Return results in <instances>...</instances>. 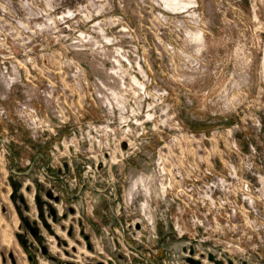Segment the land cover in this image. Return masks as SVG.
Listing matches in <instances>:
<instances>
[{
  "label": "rangeland",
  "instance_id": "obj_1",
  "mask_svg": "<svg viewBox=\"0 0 264 264\" xmlns=\"http://www.w3.org/2000/svg\"><path fill=\"white\" fill-rule=\"evenodd\" d=\"M11 183L63 264H264V0H0V264H29Z\"/></svg>",
  "mask_w": 264,
  "mask_h": 264
},
{
  "label": "water",
  "instance_id": "obj_2",
  "mask_svg": "<svg viewBox=\"0 0 264 264\" xmlns=\"http://www.w3.org/2000/svg\"><path fill=\"white\" fill-rule=\"evenodd\" d=\"M66 167V166H65ZM11 187V193L9 194V201L11 202L16 216L21 224V226L23 227L24 233L22 235H16V239L21 247V249L23 250L26 260L29 264H37L36 263V257L34 252H32L30 250L34 249L36 250V248H34L32 246V244L29 243L28 241V237L36 244L39 254L42 257H45L48 261L53 262L55 264H63L62 262H60L59 260L50 257L47 253V248L44 244L43 241V237L40 234L38 225L36 223V221H30L24 214L25 212L28 211V207L23 199V195L20 193V189L21 186L19 184H15V183H11L10 184ZM28 189L25 188V191H27ZM40 204H38L39 207ZM54 217V215H53ZM37 219L39 220V222L41 223L42 227L45 228L46 230H48V225L46 224L44 218H43V214L42 211L40 210V208L37 209ZM87 239V238H85ZM7 258L9 260L10 264H15L14 259L12 257L11 253L7 254ZM209 259L212 260L211 255H209ZM192 262V261H190ZM97 264H102V263H97Z\"/></svg>",
  "mask_w": 264,
  "mask_h": 264
},
{
  "label": "crops",
  "instance_id": "obj_3",
  "mask_svg": "<svg viewBox=\"0 0 264 264\" xmlns=\"http://www.w3.org/2000/svg\"><path fill=\"white\" fill-rule=\"evenodd\" d=\"M1 222H2L3 226L0 229V231H1L0 246H7L11 241V230L4 223V221H1ZM1 264H4L2 258H1Z\"/></svg>",
  "mask_w": 264,
  "mask_h": 264
},
{
  "label": "flooded vegetation",
  "instance_id": "obj_4",
  "mask_svg": "<svg viewBox=\"0 0 264 264\" xmlns=\"http://www.w3.org/2000/svg\"><path fill=\"white\" fill-rule=\"evenodd\" d=\"M48 214L50 217H52V219L54 218L53 215L55 216V212L53 210H48ZM69 234H71V231L69 232ZM36 256V255H35ZM15 262V261H14ZM3 263H5V261L3 260Z\"/></svg>",
  "mask_w": 264,
  "mask_h": 264
}]
</instances>
